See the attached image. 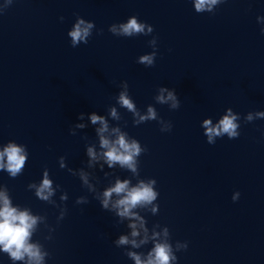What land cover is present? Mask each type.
<instances>
[{
    "label": "water",
    "instance_id": "95a60500",
    "mask_svg": "<svg viewBox=\"0 0 264 264\" xmlns=\"http://www.w3.org/2000/svg\"><path fill=\"white\" fill-rule=\"evenodd\" d=\"M133 15L154 32L136 37L108 32L110 24ZM258 15L264 16V0H226L215 14L196 13L191 0H12L0 11V144L12 140L29 153L23 174L13 179L0 171V183L8 186L13 204L46 215L55 229L51 240H44L43 226L33 237L50 253L46 264H133L113 244L127 232L125 225H116L117 218L101 209L78 177L57 163L64 156L67 167H84L85 145L96 141L87 115L107 116L121 81L142 112L151 104L172 123L163 133L156 121L133 126L131 114L117 106L127 121L123 130L147 147L139 157L140 178L157 181L158 214L141 213L147 226L159 223L169 228L173 243L187 241V249L176 253L177 264H264V119L241 122L237 139L218 138L214 145L206 143L200 127L204 118L215 122L228 107L241 117L264 111ZM76 16L95 28L87 44L73 48L67 32ZM152 36L157 57L146 68L136 60L152 51L147 43ZM160 86L175 90L179 109L155 103ZM80 113L89 126L70 135ZM45 167L68 194L67 214L59 223V210L26 187L39 182ZM93 171L102 190L108 180L98 168ZM103 171L121 179L131 175L119 167ZM59 195L53 197L58 204ZM79 196L89 202L75 204ZM0 264L12 262L0 253Z\"/></svg>",
    "mask_w": 264,
    "mask_h": 264
},
{
    "label": "clouds",
    "instance_id": "9594fccd",
    "mask_svg": "<svg viewBox=\"0 0 264 264\" xmlns=\"http://www.w3.org/2000/svg\"><path fill=\"white\" fill-rule=\"evenodd\" d=\"M12 0H5L0 6V11L11 4ZM226 0H191L196 13L215 14L216 9ZM63 21L64 17H59ZM257 24L261 25L260 33L264 35V16H256ZM95 24L76 16L74 23L67 32L70 38L71 47L75 48L80 44H87L93 35ZM108 32L116 37L149 36L154 32L152 25L138 19L137 16H129L126 21L112 23L108 26ZM97 35H102L103 30L97 29ZM152 51L137 57L136 62L143 66L152 67L157 57V37L152 36L147 41ZM120 91L114 97L115 105L107 108V116L98 115L92 112L87 115V121L94 127L96 136L95 142L86 143V161L84 167L77 169L69 168L66 165L65 157L60 156L57 160L60 169H67L68 173L78 177L81 186L98 201L102 210L110 212L116 217V225L124 224L126 233H122L113 240L117 248L124 249L123 254L133 264H177V252L184 251L188 247L187 241L172 242L171 234L167 226L153 223L149 228L145 214L153 216L158 214L159 204L157 203L159 192L156 189L157 181L154 178H140L139 157L147 152V147L129 136L123 130L127 127L119 108L131 114L133 126H138L149 121H156L159 130L170 132L171 121L164 120L156 108L149 104L142 112L129 94V85L121 81L118 85ZM156 104L167 105L170 110L180 107V100L174 89L160 86L156 89L153 97ZM80 123L69 128V134L75 136L77 130L85 129L89 123H84L86 117L80 113L77 117ZM264 119V111H249L241 117L240 113L234 112L231 107L225 108L223 114L213 122L211 117L204 118L200 127L206 143L214 145L218 138L227 137L229 140L237 139L240 136L241 122L252 123L255 120ZM117 123L110 124L109 121ZM123 121V123H121ZM264 136V132H262ZM87 139V137H82ZM28 150L26 145L9 140L0 144V171L6 172L10 178L15 179L24 172L28 162ZM105 166L108 169L119 167L128 171L129 178L121 179L110 172L103 171ZM103 172L108 180L103 189H99L100 179L95 175L94 169ZM111 177V179H109ZM133 179L135 183H133ZM27 190L41 202L57 208L56 221L59 223L67 214L64 202L68 200V194L62 190L59 184H54L50 178L49 171L45 167L39 182L27 184ZM60 193L58 204L54 196ZM240 193L232 194V201L236 202ZM86 196H79L75 204H87ZM41 226L47 229L48 235L44 240H51L55 229L48 224L47 216L34 213L28 206L13 204L10 190L7 185L0 183V253L6 254L12 264H46L50 256L44 244L33 237ZM151 244L147 252L136 251Z\"/></svg>",
    "mask_w": 264,
    "mask_h": 264
}]
</instances>
